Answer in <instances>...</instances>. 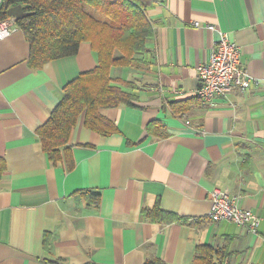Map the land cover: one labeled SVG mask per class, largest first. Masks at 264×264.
Wrapping results in <instances>:
<instances>
[{
  "label": "crops",
  "instance_id": "crops-1",
  "mask_svg": "<svg viewBox=\"0 0 264 264\" xmlns=\"http://www.w3.org/2000/svg\"><path fill=\"white\" fill-rule=\"evenodd\" d=\"M148 2L147 52L134 68L110 70L134 85L136 106L101 110L118 129L107 136L82 114L69 137L71 168L50 163L36 129L96 54L82 42L32 70L21 29L0 40V264H190L200 244L225 247L232 264H264V0ZM194 21L239 47L255 80L248 89L195 99L197 67L219 35ZM153 121L160 135L148 132ZM213 188L259 217L256 233L209 218ZM156 209L180 221L144 214Z\"/></svg>",
  "mask_w": 264,
  "mask_h": 264
},
{
  "label": "trees",
  "instance_id": "trees-1",
  "mask_svg": "<svg viewBox=\"0 0 264 264\" xmlns=\"http://www.w3.org/2000/svg\"><path fill=\"white\" fill-rule=\"evenodd\" d=\"M148 0H3L0 20L12 19L22 30L29 45L28 66L32 70L54 59L71 56L82 42L96 54L93 70L81 73L63 87L62 97L46 121L36 129L43 151L53 165H73L69 137L83 114V125L103 136L118 131L102 109L124 104L135 107L134 85L110 75L112 67L134 68L137 56L147 52L152 24L146 16ZM131 90V91H130ZM195 99H198L195 96ZM199 100V99H198ZM182 102H172V111ZM160 123L151 122L147 130L160 135ZM4 160L0 157V175ZM150 218L180 221L173 214L154 210ZM225 247L200 244L190 264H232ZM93 264V263H87ZM144 264H164L150 259Z\"/></svg>",
  "mask_w": 264,
  "mask_h": 264
},
{
  "label": "built area",
  "instance_id": "built-area-1",
  "mask_svg": "<svg viewBox=\"0 0 264 264\" xmlns=\"http://www.w3.org/2000/svg\"><path fill=\"white\" fill-rule=\"evenodd\" d=\"M3 0H0V5ZM195 28L204 27L217 31L214 24H201L194 21ZM14 30L13 20H0V40ZM218 39L211 49L209 60L197 67L198 86L196 97L203 103H210L215 97L224 96L233 89H248L255 80L244 69L239 47L220 31ZM212 221L226 220L245 227L250 233L257 232L259 217L238 205V198L227 190L213 188L210 191V210Z\"/></svg>",
  "mask_w": 264,
  "mask_h": 264
}]
</instances>
